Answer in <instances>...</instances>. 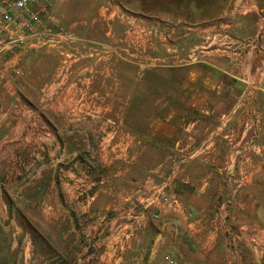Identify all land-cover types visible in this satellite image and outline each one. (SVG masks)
Here are the masks:
<instances>
[{
    "label": "crops",
    "instance_id": "0c3cea01",
    "mask_svg": "<svg viewBox=\"0 0 264 264\" xmlns=\"http://www.w3.org/2000/svg\"><path fill=\"white\" fill-rule=\"evenodd\" d=\"M53 8L66 45L0 49L9 251L50 246L51 264H264V0ZM129 40L148 54L126 52Z\"/></svg>",
    "mask_w": 264,
    "mask_h": 264
},
{
    "label": "built area",
    "instance_id": "2783aa9c",
    "mask_svg": "<svg viewBox=\"0 0 264 264\" xmlns=\"http://www.w3.org/2000/svg\"><path fill=\"white\" fill-rule=\"evenodd\" d=\"M164 30L157 28L156 34L168 37L169 28ZM69 39L68 31L54 12L53 0H0V49L30 44L64 46ZM196 57L193 54L190 59ZM243 125L256 127L257 121L253 119ZM161 264H176V261L168 255Z\"/></svg>",
    "mask_w": 264,
    "mask_h": 264
},
{
    "label": "rangeland",
    "instance_id": "374dc122",
    "mask_svg": "<svg viewBox=\"0 0 264 264\" xmlns=\"http://www.w3.org/2000/svg\"><path fill=\"white\" fill-rule=\"evenodd\" d=\"M104 1L105 0H98V4ZM130 1L134 2V5L144 9L153 6H163V4L169 2L170 3L178 2V0H130ZM53 4H54V0H53ZM130 30H131L130 32L134 31L132 29ZM136 30L139 32V35L142 36V38L146 36L145 35L146 30L143 29V27H139ZM131 45H133V47H131ZM126 46L128 47V50H126V52L130 53L131 49H133V51L136 50L138 51L139 56H141L142 58L148 54L147 40H145L143 43L136 41L131 42L129 40V43ZM8 242H9L8 237L4 234H0V264H51L50 246L37 245V246H33L32 248H27V250L24 251V249L20 245H18V246H12L10 252L8 247ZM68 248L69 247H67L66 245L59 246V250H62L64 252H66ZM90 264H96V263H90Z\"/></svg>",
    "mask_w": 264,
    "mask_h": 264
}]
</instances>
